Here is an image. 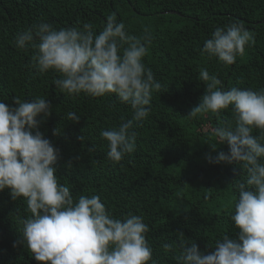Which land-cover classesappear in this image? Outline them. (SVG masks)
<instances>
[{"label": "trees", "instance_id": "1", "mask_svg": "<svg viewBox=\"0 0 264 264\" xmlns=\"http://www.w3.org/2000/svg\"><path fill=\"white\" fill-rule=\"evenodd\" d=\"M108 17L123 22L129 35L150 34L143 63L161 84L146 106L148 117L135 124V151L119 162L108 159L107 141L100 134L131 119L130 106L114 94L62 93L53 84L59 74L40 73L33 60L36 50L19 49L14 40L41 21L56 29L91 23L98 35ZM232 22L242 23L254 42L226 65L202 48L216 28ZM204 69L225 91L264 88V0H0V100L11 107L14 99L51 103L52 112L39 131L60 149L55 165L59 183L76 200L99 196L114 218L142 216L153 249L148 264H176L180 242H195L208 254L224 235L238 236L230 215L238 198L234 186L245 173L235 162L210 164L206 159L228 152L227 142L219 144L211 132L225 122L234 124L231 108L219 115H188L206 93L208 82L200 78ZM68 112L80 120H67ZM30 216L23 197L13 200L9 189L0 192V264H39L26 244L13 247ZM164 244L172 248L165 250Z\"/></svg>", "mask_w": 264, "mask_h": 264}, {"label": "clouds", "instance_id": "2", "mask_svg": "<svg viewBox=\"0 0 264 264\" xmlns=\"http://www.w3.org/2000/svg\"><path fill=\"white\" fill-rule=\"evenodd\" d=\"M14 40L19 49L36 50L33 60L40 73L59 74L53 84L62 93L93 98L114 94L121 104L129 105L132 118L100 135L107 141L112 162L135 151V124L148 117L146 106L151 104L152 93L161 89L143 63L150 34L129 35L123 22L108 17L98 35L91 23L82 29H56L41 21L18 32ZM253 42L242 23L232 22L216 28L202 52L231 65ZM200 78L208 82L206 93L188 115H219L229 108L233 113L234 124L225 122L211 132L219 144L227 142L228 152L209 154L206 159L210 164L235 162L245 173L234 186L238 198L230 215L239 231L236 239L224 235L217 240L208 254L195 242L190 246L180 242L176 264H264V88L225 91L206 69ZM14 104L11 107L0 100V192L9 189L13 200L23 197L31 216L23 220L22 239L13 247L26 244L39 264H148L153 249L146 240L149 228L142 216L129 213L123 219L114 218L99 196L81 195L76 200L69 187L59 183L55 165L60 149L39 131L52 112L51 103L37 98L14 99ZM67 120L75 123L80 116L68 112ZM253 129L259 134L253 135ZM54 134H58L56 129ZM163 247L170 250L172 245Z\"/></svg>", "mask_w": 264, "mask_h": 264}]
</instances>
